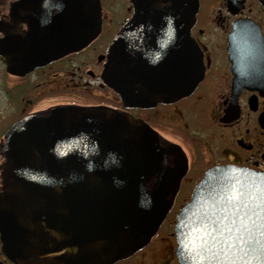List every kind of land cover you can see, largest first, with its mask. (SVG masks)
<instances>
[{
    "label": "water",
    "instance_id": "95a60500",
    "mask_svg": "<svg viewBox=\"0 0 264 264\" xmlns=\"http://www.w3.org/2000/svg\"><path fill=\"white\" fill-rule=\"evenodd\" d=\"M131 4L132 19L107 49L103 83L126 108L189 96L203 73L190 37L198 0ZM10 12L0 55L14 74L81 51L100 32L98 0H18ZM241 28L233 23L232 38ZM257 42L232 44L235 69L237 61L264 62ZM161 47L169 50L162 55ZM242 86L235 80L234 88ZM4 142L1 174L10 187L0 195V239L15 264L49 256L56 264H114L132 256L156 235L188 169L179 146L108 107L34 114ZM190 198L174 225L179 264H264L263 173L210 168Z\"/></svg>",
    "mask_w": 264,
    "mask_h": 264
},
{
    "label": "flooded vegetation",
    "instance_id": "af4514ba",
    "mask_svg": "<svg viewBox=\"0 0 264 264\" xmlns=\"http://www.w3.org/2000/svg\"><path fill=\"white\" fill-rule=\"evenodd\" d=\"M17 1L0 0V42L12 26L10 8ZM98 1L100 32L83 50L19 74L9 72L5 57L0 55V195L10 187L1 171L2 146L12 126L56 107H108L122 111L179 146L188 169L149 244L114 264H179L175 253L176 217L190 201L205 172L231 165L264 174V62L237 61L235 69L230 53L233 43L242 45L249 41H258L255 44L264 49V12L257 0H198L190 37L202 58L201 81L192 94L171 104L137 109L126 108L101 78L107 49L132 19L134 7L131 0ZM233 23L247 28L239 29V36L232 38ZM26 30L25 24L18 28L21 33ZM170 48L176 52L175 46ZM160 50L163 55L169 48ZM237 79L245 86L234 88ZM56 259L41 257L36 264H56ZM0 264H15L3 254L1 239Z\"/></svg>",
    "mask_w": 264,
    "mask_h": 264
}]
</instances>
